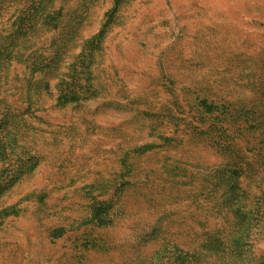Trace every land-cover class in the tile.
Instances as JSON below:
<instances>
[{"label":"rangeland","instance_id":"374dc122","mask_svg":"<svg viewBox=\"0 0 264 264\" xmlns=\"http://www.w3.org/2000/svg\"><path fill=\"white\" fill-rule=\"evenodd\" d=\"M0 264H264V0H0Z\"/></svg>","mask_w":264,"mask_h":264},{"label":"trees","instance_id":"16d2710c","mask_svg":"<svg viewBox=\"0 0 264 264\" xmlns=\"http://www.w3.org/2000/svg\"><path fill=\"white\" fill-rule=\"evenodd\" d=\"M0 142H2V143L4 142L3 137L1 136V130H0Z\"/></svg>","mask_w":264,"mask_h":264}]
</instances>
